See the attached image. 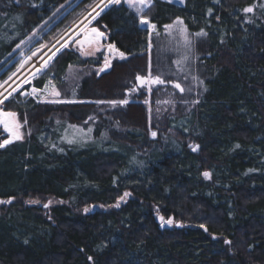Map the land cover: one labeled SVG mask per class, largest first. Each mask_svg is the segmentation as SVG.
Returning a JSON list of instances; mask_svg holds the SVG:
<instances>
[{"label":"trees","instance_id":"obj_1","mask_svg":"<svg viewBox=\"0 0 264 264\" xmlns=\"http://www.w3.org/2000/svg\"><path fill=\"white\" fill-rule=\"evenodd\" d=\"M74 1L0 0V78L16 65L17 45L37 29L54 33ZM142 15L153 30L124 3L95 19L126 58L83 76L70 96L128 104L40 102L18 92L2 104L25 136L0 148V198L12 199L0 203V264H264V0H152ZM177 25L186 30L179 42L171 40ZM100 60L67 46L33 84L62 86L69 68ZM148 66L183 87L173 88V108L159 111L152 86L150 122L147 105L134 100L149 94L136 81ZM77 128L86 135H69ZM32 195L56 202H21Z\"/></svg>","mask_w":264,"mask_h":264},{"label":"rangeland","instance_id":"obj_2","mask_svg":"<svg viewBox=\"0 0 264 264\" xmlns=\"http://www.w3.org/2000/svg\"><path fill=\"white\" fill-rule=\"evenodd\" d=\"M77 0H75L73 3H71L69 6H67L64 10L65 5H62L59 9L62 10V15L67 13V16H65V21L61 25V27H58L55 29L54 33L45 36L44 31H39L38 29L33 31L23 42H21L19 47H16V53L14 56V59L17 60L16 65L10 72L3 78H0V85H3V87H0V93L3 94V96H8L9 93H11V96L15 95V93H20L23 97H31L36 101L40 102H50V103H56L52 101H62V102H91L96 103V101H110L109 99L106 100H92V99H72L71 94H73V87L76 86L81 80V78L88 73L97 74L99 69L104 66V60L105 56H108L111 67L112 63L115 60H120L118 53L109 55L105 53L106 48V39L105 35L99 38L97 41L95 36H91V42H85L83 44L76 43L77 40L83 41L85 39L86 32L89 30L95 28L99 32H101L97 27L93 26V22L95 19L93 17L95 16V12L93 11V8L96 4L100 3V0H90L84 4H80L79 6L75 7V3ZM169 2H173L176 4H182L180 1L176 2L175 0H166ZM107 0H105V3ZM121 3H124L128 5V3L125 2V0H121ZM111 6V5H109ZM108 6V7H109ZM129 6V5H128ZM101 8H103V4L100 5ZM107 7V8H108ZM58 9V10H59ZM133 9V8H131ZM146 9V8H145ZM144 9V10H145ZM57 10V11H58ZM134 10V9H133ZM143 10V11H144ZM96 11H100V8H96ZM135 11V10H134ZM60 12V11H59ZM60 16L61 14H59ZM102 13V12H101ZM143 12L141 13V15ZM150 25H153L150 23ZM148 27L150 30H153L154 28H151L149 25H144ZM174 29H177L179 34L175 32L174 30L171 31V40L179 42L180 37L184 38V30L182 26L177 25L173 27ZM177 34V35H176ZM67 46H71L78 50L83 56H99L101 55L100 64L97 66H94L92 68L88 69H82L79 66L78 67H71L69 68L66 77H65V84L62 86H56L55 84L48 82L43 88H37L34 86L33 81L35 77L39 76L46 68L49 67V65L52 63L55 56L62 51V49L66 48ZM13 62V61H12ZM12 62H9L4 69L9 66ZM182 60H180V63L178 66H182ZM22 65V66H21ZM111 67H109L106 71H108ZM105 71V72H106ZM151 69L150 66H148V77H156L151 75ZM15 74V75H13ZM100 73L99 75H101ZM11 77V79H9ZM113 80V78L109 79V81ZM7 81L5 84L4 82ZM107 81V80H106ZM105 81V83H106ZM195 82H197L195 79L188 81V87L190 89H194L192 91V95L196 93V87ZM104 83V84H105ZM119 84V83H118ZM179 84L177 81H168V83L163 84H145L147 86V91L149 94L141 98H135L134 100L136 102H142L147 105V115H148V122H150V114H151V96H150V89L153 85H156L153 89L156 90L155 94L160 98L157 100L155 107L159 111L165 110L168 106L173 108L172 104H174L175 100H173L172 96H175L174 91V85ZM180 85V84H179ZM53 86L55 87V90L60 93V95L54 96L52 94L53 92ZM162 86V87H161ZM169 86L168 88H166ZM124 87V86H123ZM161 87V88H160ZM33 88L37 89L35 93L32 92ZM118 93L123 91L122 84L120 83L117 87ZM15 89V91H13ZM177 89V88H176ZM179 90L183 89V87L180 85ZM31 93V94H30ZM100 94V92H97ZM134 93H138V89L134 91ZM152 93V92H151ZM129 95V92H128ZM135 95V94H133ZM132 95V96H133ZM3 96H0V99H3ZM9 96V97H11ZM74 97V96H73ZM59 102V103H62ZM101 104V103H97ZM109 104V103H105ZM168 107V108H169ZM0 111L4 112H12V111H5L3 110L2 104H0ZM15 113V112H14ZM16 122L21 125L20 132L22 134V137L25 136V131L23 129V124L20 121L17 113H16ZM148 125H150L148 123ZM0 127L4 131V127L2 124H0ZM150 129V128H149ZM5 132V131H4ZM7 134V139L9 138V133L5 132ZM72 133L73 137L81 138L86 135V130L77 128L74 131H70L69 135ZM152 133H156L153 129H150V134L152 137H155L152 135ZM192 144V143H191ZM191 146H194L192 144ZM29 201H37L36 203H29ZM51 201V203H49ZM123 201V199H119L115 205H117L119 202ZM21 202L26 205H40L43 206L45 204H48V207L55 203L56 200L52 197H44L39 195H32L26 198H22ZM47 207V208H48ZM95 207H100L99 205H95ZM46 208V207H44ZM161 221V219H160ZM173 223V222H172Z\"/></svg>","mask_w":264,"mask_h":264},{"label":"snow or ice","instance_id":"obj_3","mask_svg":"<svg viewBox=\"0 0 264 264\" xmlns=\"http://www.w3.org/2000/svg\"><path fill=\"white\" fill-rule=\"evenodd\" d=\"M125 2L128 3L130 8H133L135 10V12L137 13L138 16H140L141 25H149L151 28H155V25H150V22L146 16L141 15L143 10L151 5L152 0H125ZM180 2L183 3V0H180ZM120 3H121V0H107L106 3H105V0H100V3L96 4L95 7L93 8V11L95 12V16L93 17V19H95L97 16H99L101 14V12H103L109 5L120 4ZM101 4H103V8L100 7ZM96 8H100V11H96ZM252 10L253 9L251 7H248V8L244 9V12L247 13V12H251ZM176 23L182 24L183 22L181 20H179V18H177ZM165 27L171 28L172 25H166ZM182 31H186V30H182ZM92 35H94L96 40L98 41L99 38L104 35V33L99 32L97 29L93 28V29L89 30L88 32H86L85 39L83 41L77 40L76 43L83 44L85 42H91V36ZM196 35L197 36L207 35V33L203 32V30H201V32L196 33ZM17 47H19V45H17ZM108 50H109V53L118 52V55L121 59L126 58L125 53L116 49L115 46L112 44L108 45ZM185 59H186V57H185ZM177 63H179V61H177ZM109 67H111L110 60H109L108 56H105L104 66L99 69L97 75L105 72ZM13 75H15V74H13ZM9 79H11V77H9ZM136 81H138L140 83V85H144L146 83L147 84H163L164 83V81L159 76H157V77H151V76L144 77V76H141L139 74L136 76ZM4 83L6 84L7 81H5ZM201 83H203V82L201 81ZM0 87H3V85H0ZM174 87L180 88V85L175 84ZM13 91H15V89H13ZM36 91H37V89L33 88L32 92L35 93ZM130 91L134 92V91H136V88H132ZM181 91H183V89H181ZM52 94L54 96H57V97L60 95V93L55 90L54 86H53ZM0 96H3V94L0 93ZM9 96H11V93H9L8 96H3V99H0V104H3L4 101L9 98ZM52 102L59 103L62 101H52ZM96 103H109L113 106H116V105H126L129 103V101L127 99H122V100H110V101H96ZM194 103H195V101H194ZM15 118H16V113H14V112L0 111V124L3 125L4 131L9 133V138L4 139L2 142H0V148H4L6 145L12 143L13 140H21L23 138L22 134L20 132L21 125L16 122ZM89 119H92V117H89ZM24 123H27V121L25 120ZM71 127H76V126L72 125ZM89 131H91V129H89ZM152 135L155 136L156 133H152ZM69 142L71 143V141H69ZM190 147H192L193 151L196 150V146H190ZM237 147H239V146L237 145ZM204 176L207 178L209 176V173L205 172ZM127 195H128V193H125V196H127ZM121 199H123V197ZM9 202L10 201H0V203H9ZM36 202L37 201H29V203H36ZM49 203H51V201H49ZM117 206H119V205L117 204ZM44 207L47 208L48 204H45ZM85 211L87 212L88 209L86 208ZM160 219L163 220L164 218L161 217ZM166 223H172L171 219L166 221ZM201 227H203V225H201ZM225 243H229V241L226 240ZM89 259H91V257H89Z\"/></svg>","mask_w":264,"mask_h":264},{"label":"water","instance_id":"obj_4","mask_svg":"<svg viewBox=\"0 0 264 264\" xmlns=\"http://www.w3.org/2000/svg\"><path fill=\"white\" fill-rule=\"evenodd\" d=\"M176 2H179L180 0H175ZM109 44H112V43H107L106 44V48H105V53L106 54H109V55H112V54H115V53H118V52H112V53H109V50H108V45ZM112 45H114V44H112ZM116 48V47H115ZM117 49V48H116ZM190 146L192 145L191 143L189 144ZM194 146H196V150L195 151H197L198 150V145H194ZM193 150V149H192ZM0 201H12V199L11 198H9V199H3V198H0ZM160 218H161V216L159 215V216H157V221H160Z\"/></svg>","mask_w":264,"mask_h":264},{"label":"flooded vegetation","instance_id":"obj_5","mask_svg":"<svg viewBox=\"0 0 264 264\" xmlns=\"http://www.w3.org/2000/svg\"><path fill=\"white\" fill-rule=\"evenodd\" d=\"M107 43H110V42L107 40V41H106V44H107Z\"/></svg>","mask_w":264,"mask_h":264}]
</instances>
